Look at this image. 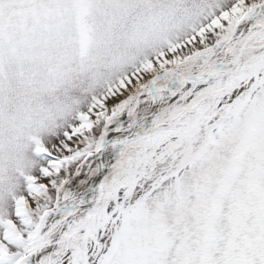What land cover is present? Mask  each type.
Wrapping results in <instances>:
<instances>
[{
    "label": "snow or ice",
    "instance_id": "1",
    "mask_svg": "<svg viewBox=\"0 0 264 264\" xmlns=\"http://www.w3.org/2000/svg\"><path fill=\"white\" fill-rule=\"evenodd\" d=\"M0 264H264V0H0Z\"/></svg>",
    "mask_w": 264,
    "mask_h": 264
}]
</instances>
